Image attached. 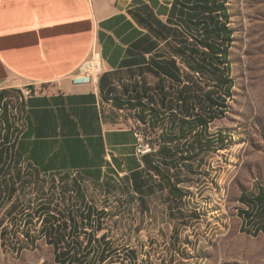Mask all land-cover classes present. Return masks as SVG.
<instances>
[{
    "label": "rangeland",
    "instance_id": "1",
    "mask_svg": "<svg viewBox=\"0 0 264 264\" xmlns=\"http://www.w3.org/2000/svg\"><path fill=\"white\" fill-rule=\"evenodd\" d=\"M227 1L233 97L226 101L225 117L209 126L210 146L178 171L188 182L180 185L178 201L157 185L152 194L138 197L125 179L83 181L77 189L65 177L59 184L38 178L20 162L15 165L21 180L16 181L18 192L0 197V264H63L54 258L49 236L58 224H44L45 217L34 213L42 205L66 211L78 203L105 212L93 235L97 240L104 234L109 252L102 263L98 255L103 242L92 244L87 254L88 246L78 245L75 253L88 258L80 264H264V235H255L253 223H245L241 212L247 209L239 200L264 188V0ZM11 98L12 116L19 118L22 96L13 93ZM127 118L119 125L134 124ZM15 126L20 130L19 120ZM143 133L142 142L151 146L157 135ZM219 134L223 145L217 141ZM9 184L7 178L0 182V192ZM89 230L79 224L74 236L80 244ZM62 231L67 235V229ZM63 242L60 248L68 249L70 244Z\"/></svg>",
    "mask_w": 264,
    "mask_h": 264
},
{
    "label": "crops",
    "instance_id": "2",
    "mask_svg": "<svg viewBox=\"0 0 264 264\" xmlns=\"http://www.w3.org/2000/svg\"><path fill=\"white\" fill-rule=\"evenodd\" d=\"M173 1L0 0V105L10 106L13 93L19 97L32 92L19 106L23 129L15 151L35 176L61 177L76 171L82 181L102 183L115 180L107 159L117 171L140 167L142 160L135 155L138 123L130 118L136 126H120L126 111L106 100L100 89L91 91L69 78L96 51L105 68L103 93L114 86V94L120 95V86L134 80L157 85L146 61L160 65V58L167 59L169 53L161 32L156 39L151 19L166 23ZM152 42L156 48L146 51ZM98 212L83 207L67 215L54 213L53 219L38 215L47 216L44 224H101ZM95 229L93 225L85 237L101 244ZM74 234L64 236L61 229L49 233L58 260L66 250L60 248L63 239L80 244Z\"/></svg>",
    "mask_w": 264,
    "mask_h": 264
},
{
    "label": "trees",
    "instance_id": "3",
    "mask_svg": "<svg viewBox=\"0 0 264 264\" xmlns=\"http://www.w3.org/2000/svg\"><path fill=\"white\" fill-rule=\"evenodd\" d=\"M227 3V0H174L166 23L151 19L156 39L157 31L161 32L160 38L165 41L169 53L167 59L160 58L162 62L160 65L155 64L152 59L146 61V69L158 78L157 85L150 87L134 80L122 84L121 94L117 95L114 94L117 91L114 86H109L103 93L104 73L99 78L98 89L103 97L118 109L126 111L129 118L143 125L136 127L137 133L145 136L143 131H148L157 135L153 144L150 142L152 147L157 145V149L142 157V163L137 170L127 172V176L118 179L127 180L131 190L138 197L152 194L154 185H157L161 191H167L171 201H178L182 193L180 185L188 183L187 180H182L178 171L186 167L185 162L194 158L195 153L210 146L212 137L209 132L210 124L224 118L229 110L226 101L233 97V80L227 55L233 42V32L229 26L230 14ZM156 46L157 44L152 42L146 51L151 52ZM161 56L164 55L160 53L159 57ZM9 107L4 103L0 105V182L7 178L11 180V184L7 191L2 188L0 197L7 192V198H12L18 192L15 187L16 181H21L19 169L15 172V165H20L21 162L15 151V143L22 130H18L15 125L18 120L23 122V115L19 109V118L9 116ZM222 139L223 136L219 134L217 141L220 145H223ZM25 166L36 173L26 164ZM110 168L114 170V174L122 172L111 166ZM155 179L158 180V184H155ZM61 181H64V177ZM72 184L80 189L75 179L72 180ZM239 200L247 209L241 212L245 223H253L251 225L255 235L259 233L264 235V188L250 198L241 195ZM143 201L141 198V203ZM83 207L88 211L91 209L90 205L78 203L71 205L66 211L70 214L68 212L73 208L81 212ZM39 212L53 219L54 213L60 215L62 210H50L49 206L42 205L34 215H38ZM104 215L105 212L99 210L98 218H103ZM47 216L44 221L47 220ZM93 225L99 228V224H84L85 229H90ZM54 227L55 230L67 229L77 233L79 224H58ZM99 239L103 242V248L98 259L103 263L109 252L106 250L107 244L104 243V234ZM85 241V244L69 243L70 246L59 260L63 264L74 261L79 264L83 261L85 263L87 256L75 253L78 245H81L82 249L88 246L85 252L88 253L92 239L85 238ZM53 249L56 250L54 244ZM126 252L132 254L129 250ZM54 258L57 259V256L54 255Z\"/></svg>",
    "mask_w": 264,
    "mask_h": 264
},
{
    "label": "built area",
    "instance_id": "4",
    "mask_svg": "<svg viewBox=\"0 0 264 264\" xmlns=\"http://www.w3.org/2000/svg\"><path fill=\"white\" fill-rule=\"evenodd\" d=\"M105 72L103 60L101 59L100 55L98 52L93 51L90 55V57L82 62L75 72L70 76V80L72 81L73 84L79 85V86H86L89 87L94 91L98 90V81L101 75ZM32 95V92L30 90H26V92L22 95V103L24 102L25 98H28ZM9 112H11L12 115V108L9 107ZM143 125H141L142 127ZM23 128H20V131ZM137 143L135 146V155L139 160H142V157L148 153L154 152L157 149V145H154L153 147L150 146L149 144H144L145 142H142L141 138L142 136L137 133ZM109 165L112 166L110 163L109 159L106 160ZM127 172H116L114 174V179L118 181L119 178H122L124 176H127ZM66 177V179L73 180L75 179L77 184L82 187L81 182H83L76 171L70 172L69 174H65L64 176L61 177H48L44 179H50V180H55L57 184L60 183L61 178ZM79 178V179H78ZM63 182V181H62ZM84 183V182H83ZM71 207V206H70ZM69 207V208H70ZM15 214H13L11 217H13Z\"/></svg>",
    "mask_w": 264,
    "mask_h": 264
}]
</instances>
